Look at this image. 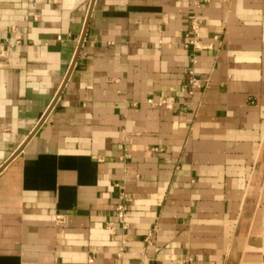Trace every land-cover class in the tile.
<instances>
[{
  "label": "crops",
  "instance_id": "obj_1",
  "mask_svg": "<svg viewBox=\"0 0 264 264\" xmlns=\"http://www.w3.org/2000/svg\"><path fill=\"white\" fill-rule=\"evenodd\" d=\"M189 12L0 0V264H264V0L200 9L193 95Z\"/></svg>",
  "mask_w": 264,
  "mask_h": 264
},
{
  "label": "built area",
  "instance_id": "obj_2",
  "mask_svg": "<svg viewBox=\"0 0 264 264\" xmlns=\"http://www.w3.org/2000/svg\"><path fill=\"white\" fill-rule=\"evenodd\" d=\"M210 2V0H190V12H189V20H188V29L184 34V40L182 42L183 47L185 49H190L191 56L189 59V67L186 69L187 73V79H186V92L188 95H193L195 89H199L204 87L205 85L202 83V80L196 76L194 65L196 64V55L195 53L203 48L205 46L200 41V19H199V11L200 9ZM16 33L19 34V32L15 29V27H12L10 29V34ZM58 40L61 39V36L58 35L56 37ZM20 42V38L16 37L13 44H18ZM148 103L153 105H164L167 109H171L173 107V102L166 99H161L159 101H153L151 98H148L146 100ZM125 141H127V138L124 139V143L119 145V148L124 151L121 155V159H125L127 157L126 154V148H125ZM115 187L117 188V198L118 202L115 206V216L119 222V228L121 230H125L127 228V222L125 220L127 205L131 201V197L127 194L125 187L123 183L117 182L115 183ZM55 220L57 223L63 222V215L57 214L55 217ZM107 227L114 231V227L111 222H107ZM153 235V229L149 230L145 236V240L147 245L151 244V239ZM122 253V250H120L117 255H120ZM95 251H91L88 253L86 264H95ZM188 262H192L191 259H188ZM180 264H182L180 262Z\"/></svg>",
  "mask_w": 264,
  "mask_h": 264
},
{
  "label": "water",
  "instance_id": "obj_3",
  "mask_svg": "<svg viewBox=\"0 0 264 264\" xmlns=\"http://www.w3.org/2000/svg\"><path fill=\"white\" fill-rule=\"evenodd\" d=\"M91 2H93V1H91ZM89 10H90V7H89ZM88 12H90V11H88ZM86 24L87 23H85V26H84V30H83V32H82V35H81V37H80V40H79V43H78V46H77V49H76V54H75V57H74V59L72 60V63H71V65H70V67H69V70H68V72H67V74H66V76H65V79H64V81H63V83H62V85H61V87H60V89L58 90V92L56 93V95H55V97H54V99H53V101H52V103L50 104V106L48 107V108H51L52 106H53V104H54V102H55V100H56V98L59 96V94H60V91H61V88H62V86L64 85V83L66 82V79L68 78V76H69V74H70V72H71V70H72V66L74 65V63H75V61H76V58H77V55H78V53H79V51H80V48H81V45H82V40H83V38H84V34H85V28H86ZM48 110V109H47ZM47 112V111H46ZM44 117V116H43ZM43 117L41 118V120L43 119ZM41 120H40V122H41ZM38 126V125H37ZM37 126L33 129V131L29 134V136L25 139V141L23 142V144L34 134V132L36 131V129H37ZM23 144L14 152V154L13 155H16L20 150H21V148H22V146H23Z\"/></svg>",
  "mask_w": 264,
  "mask_h": 264
}]
</instances>
